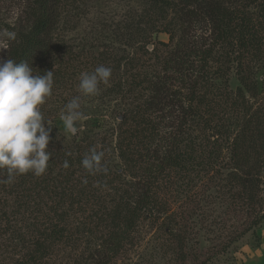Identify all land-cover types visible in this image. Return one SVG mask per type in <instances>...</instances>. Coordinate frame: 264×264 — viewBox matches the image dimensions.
Listing matches in <instances>:
<instances>
[{"label":"trees","instance_id":"1","mask_svg":"<svg viewBox=\"0 0 264 264\" xmlns=\"http://www.w3.org/2000/svg\"><path fill=\"white\" fill-rule=\"evenodd\" d=\"M146 1L141 13L145 45L158 32L176 42L163 55L153 48L149 66L156 67L155 73L141 71L140 56L113 58L106 92L116 97L120 120L108 125L105 117L95 118L103 135L86 134L48 150L51 158L41 176L29 172L11 184L0 183L5 223L26 213L35 230L34 254H28L32 263L20 264L56 256L59 243L64 264H120L140 245L138 229L144 221L164 224L166 238L159 249L171 255L173 264H185L184 214L199 183L217 181L233 203L244 206L245 229L264 222V84H258L250 65L264 58L263 25L244 10L248 0ZM64 2L0 0V59L27 62L34 74L52 70L54 84L63 82L68 65L58 57L66 43L56 30ZM102 53L97 58L105 62ZM133 64L140 68L132 70ZM231 66L239 86L225 95L210 79L227 75ZM206 87L215 89L216 101L227 109L225 125L221 118L211 125L205 116L210 106L203 104ZM110 136L115 138L112 151ZM93 147L104 152L106 174H89L82 166ZM5 179L0 170V181Z\"/></svg>","mask_w":264,"mask_h":264},{"label":"rangeland","instance_id":"2","mask_svg":"<svg viewBox=\"0 0 264 264\" xmlns=\"http://www.w3.org/2000/svg\"><path fill=\"white\" fill-rule=\"evenodd\" d=\"M255 1L248 0L244 10L260 21L264 28V0ZM147 6L146 0H65L62 4L56 33L66 43L58 58H61L59 63H63V66L64 62L68 65L67 78L61 83L53 84L52 95L40 106L45 120L51 125L48 150L64 148L86 134L95 132L94 134L103 135L102 129L96 127L94 122L99 118L105 117L108 125L120 120L117 112L119 109L115 106L116 97L107 95L109 93L106 92L110 81L99 85L98 94L85 96L79 90L82 72H92L102 64L110 67L114 65L113 58L116 56L133 55L140 56L143 63L141 71L155 73L156 67L149 66L153 62L150 53L155 54L153 48L161 55L173 48L176 41H170L165 32L152 35L153 43L145 45L146 39L143 37L147 33V26L143 23L141 13ZM259 31L262 32V29ZM232 41L235 42L234 39ZM260 47L264 53V40ZM100 52H103L102 55L106 54L107 61L98 60ZM208 64H211L210 61ZM232 64L235 66V63ZM250 65L258 84H264V58L258 57ZM135 66L136 70L140 68L133 64L132 70ZM234 66L230 67L227 75L217 77V74L210 79V82L223 87L225 95L239 86ZM205 90L203 104L210 105L208 113L204 112L205 116L211 125L222 121L225 125L229 119L225 122L227 109H224L222 100H219L220 103L216 101L218 96L213 87H206ZM77 96L80 97L83 115L76 122V131L66 132L60 117L64 113V106ZM203 104L200 106L203 107ZM235 119L238 122V117L235 116ZM230 129L236 130L237 127ZM109 141V150L112 151L115 138L110 136ZM225 172L224 169L222 173ZM196 191L195 201L189 204V209H186L188 212L184 214L188 226L185 229L186 251L189 253L185 264H264V222L254 229H245L247 225L244 220L249 216L244 206L233 203L230 194L221 185L218 186L217 181L199 183ZM1 192L5 195L4 189ZM14 216L15 221L7 224L0 213V264H20L18 261L22 260L32 263L31 255L28 254L35 250V230L26 213ZM163 225L142 222L138 229L140 245L120 264H173L171 255L159 249L162 239L166 238ZM21 237L30 240L29 244L24 239L21 240ZM57 248L61 250H56V256L45 254L33 264H64L65 260L61 256L65 249L61 243Z\"/></svg>","mask_w":264,"mask_h":264},{"label":"clouds","instance_id":"3","mask_svg":"<svg viewBox=\"0 0 264 264\" xmlns=\"http://www.w3.org/2000/svg\"><path fill=\"white\" fill-rule=\"evenodd\" d=\"M4 35L8 39L15 38L13 32ZM111 75V67L103 64L92 72H82L80 92L85 96L98 94L99 85L107 84ZM53 84L52 70L43 75L34 74L33 67L27 62L0 59V170L6 172V179L0 183L11 184L16 176L29 172L37 177L46 172L51 158L48 151L51 125L45 120L40 106L52 95ZM80 109L79 96L64 106L60 118L66 132L74 130L83 115ZM103 157L104 152L93 147L83 157L82 166L89 174H106L108 168L102 163ZM63 167H69L67 160L63 161ZM83 182L87 183V180Z\"/></svg>","mask_w":264,"mask_h":264},{"label":"water","instance_id":"4","mask_svg":"<svg viewBox=\"0 0 264 264\" xmlns=\"http://www.w3.org/2000/svg\"><path fill=\"white\" fill-rule=\"evenodd\" d=\"M76 131V128H74V130L72 132H75Z\"/></svg>","mask_w":264,"mask_h":264}]
</instances>
